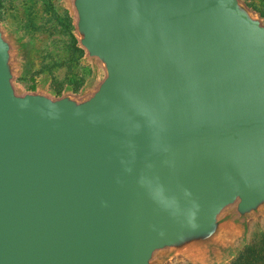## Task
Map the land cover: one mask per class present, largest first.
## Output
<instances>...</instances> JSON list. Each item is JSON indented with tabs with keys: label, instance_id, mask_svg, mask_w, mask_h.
<instances>
[{
	"label": "water",
	"instance_id": "95a60500",
	"mask_svg": "<svg viewBox=\"0 0 264 264\" xmlns=\"http://www.w3.org/2000/svg\"><path fill=\"white\" fill-rule=\"evenodd\" d=\"M104 72L20 94L0 26V264H171L264 217V23L241 0H65Z\"/></svg>",
	"mask_w": 264,
	"mask_h": 264
},
{
	"label": "rangeland",
	"instance_id": "374dc122",
	"mask_svg": "<svg viewBox=\"0 0 264 264\" xmlns=\"http://www.w3.org/2000/svg\"><path fill=\"white\" fill-rule=\"evenodd\" d=\"M241 1L264 23V0ZM74 23L65 0H0V26L16 43L18 93L42 88L55 98L64 92L80 95L102 81L103 70L86 60L78 47ZM199 264H264V217L251 222L224 254Z\"/></svg>",
	"mask_w": 264,
	"mask_h": 264
}]
</instances>
